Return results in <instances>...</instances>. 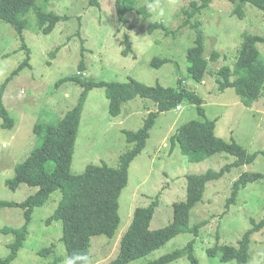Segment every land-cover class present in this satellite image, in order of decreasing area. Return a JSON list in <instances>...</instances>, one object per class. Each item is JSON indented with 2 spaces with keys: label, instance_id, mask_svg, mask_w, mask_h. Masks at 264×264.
I'll return each instance as SVG.
<instances>
[{
  "label": "rangeland",
  "instance_id": "obj_1",
  "mask_svg": "<svg viewBox=\"0 0 264 264\" xmlns=\"http://www.w3.org/2000/svg\"><path fill=\"white\" fill-rule=\"evenodd\" d=\"M200 0H139L137 9L144 13L129 12L126 22L118 20L116 0H99L90 6V0H36L35 7L26 15L28 27L24 30L28 54L16 29L0 20V89L13 71L30 56V66L14 76L6 86L4 105L13 120L11 128L0 118V201L23 202L37 191L22 185L16 192L6 181L15 176V167L28 158L40 144L35 133L36 123L58 124L77 103L84 90L81 84L67 80L78 77L83 81L128 82L135 79L147 86L177 88L178 80L188 91L204 100L206 118L216 120L215 135L226 142L240 144L248 153L256 154L250 165L235 166L219 180L206 185L202 200L191 210L189 223L193 227L207 221L198 236L182 233L162 245L150 255L129 264H146L183 249L196 240L194 254L199 264H237L223 262L207 253L214 246L238 247L244 234L253 227L252 220L264 219V180L248 184L241 189L236 204L227 208L233 183L243 173L264 175V89L258 102L247 107L234 88L221 91L218 70L234 68L245 33L264 38V12L248 4L245 18L233 16L234 6L228 0H213L202 13L192 19L200 28L181 27L182 10ZM36 8L53 11L67 17L61 20L52 33L43 34L36 26ZM161 23L162 28L151 34L149 28ZM181 27V28H180ZM176 31V32H174ZM204 38V55L209 59L213 51L221 58L210 63V73L204 82L197 83L189 75L188 49L194 46L197 34ZM132 49L128 56L126 39ZM264 59V42L257 45ZM154 58H168L170 63L157 69ZM85 68L81 69L80 64ZM158 110L157 104L137 97L122 105L121 114L109 113V100L105 88L90 91L83 108L71 166L73 175L84 173L88 165L118 167L122 154L131 150L124 130L139 131L150 113ZM195 105L184 102L177 109L159 114L147 140L144 151L129 168V182L122 191L119 204L120 227L114 238L105 235L91 238L90 264H110L120 252L123 234L129 228L138 207H148L159 197L151 230L172 223L176 202L187 198V176L200 175L213 169L220 171L238 158L227 153H216L201 163H190L172 138L186 123L201 120ZM61 199L54 193L42 207L35 208L29 234L18 257L11 264H63L68 256L62 223L47 220L53 215ZM25 222L24 210H0V258L10 254L12 234L3 233L5 227L19 228ZM54 245L48 256L39 254ZM251 254L246 264H264V229L251 236ZM170 264H189L186 256Z\"/></svg>",
  "mask_w": 264,
  "mask_h": 264
},
{
  "label": "trees",
  "instance_id": "obj_2",
  "mask_svg": "<svg viewBox=\"0 0 264 264\" xmlns=\"http://www.w3.org/2000/svg\"><path fill=\"white\" fill-rule=\"evenodd\" d=\"M138 1L116 0L118 20L125 23V16L129 12L144 13L137 9ZM228 1L234 6L233 16L240 19L245 18V7L248 4L264 12V0ZM212 2L213 0L191 2L190 8L182 10L184 22L181 27L200 28L201 23H192V19L200 15ZM35 5L36 0H0V20L16 29L22 43L21 49L28 54H30L29 49L24 39V30L28 27L25 17ZM93 5L98 6L99 0H90V6ZM144 15L147 16V13ZM66 18L53 11L36 8V26L43 34L52 33L56 25ZM159 28L165 30L167 35L171 33L170 29L161 23L152 24L149 31L152 34L155 29ZM263 42V37L245 33L234 68L223 66L218 70L220 90L234 88L247 107H252L259 101L264 89V59L257 47L259 43ZM126 44L127 48L122 51L124 56H128L132 51L128 38ZM204 52V38L198 32L194 46L187 52L188 72L197 83L204 82L205 77L210 73V63H215L221 58L217 51H213L209 59L205 57ZM29 61L30 56L13 71L0 89V118L3 119L5 127L11 128L13 125V120L4 105L6 86L14 76L18 75L25 67L30 66ZM170 62L171 59L168 58H154L151 65L159 69ZM80 68L84 69L85 65L81 63ZM67 80L81 84L84 88L78 103L56 125L41 122L35 124L34 130L40 144L31 151L26 160L15 167V176L6 181L7 187L14 192L18 191L22 185L35 187L37 191L23 202L0 201V210L20 208L24 210L25 217V222L21 227L2 229L3 233L12 234L14 240L9 245L10 254L6 258H0V264H11L18 257L19 251L28 237L35 208L44 206L56 192L61 193V199L47 222L61 221L63 227L61 242L66 247L67 255L75 251H82L86 252L90 258L92 237L105 235L114 238L120 227L119 200L122 191L129 182L130 165L146 148L150 131L159 114L173 111L184 102L195 105L202 119L184 124L172 138L173 146L178 144L190 163H201L212 155L223 152L236 156L238 160L225 165L220 171L210 169L204 174L188 175L186 201L173 204V221L164 228L150 229L155 209L159 204V197L148 207L136 208L133 220L122 236L119 255L110 264H129L134 260L146 257L182 233H192L198 236L200 230L208 222L202 221L191 227L190 213L194 206L202 200L207 183L221 179L227 171L235 166L250 165L256 159V154L248 153L236 141L226 142L216 137V120L212 121L206 118L203 107L204 100L195 92L185 89L181 78L178 80L177 88L160 85L147 86L135 79L128 82L106 83L94 80L83 81L73 76ZM95 88H105L106 97L109 100V113L113 117H118L121 114L122 105L125 102L137 97L154 101L158 110L149 114L144 126L139 131L124 130L128 143L134 146L120 156L118 167H110L106 163L91 164L86 167L83 174L73 175L71 166L83 108L90 91ZM262 180H264L263 174L243 173L233 183L232 195L227 201L228 210L236 204L241 189L250 183ZM252 223L253 227L244 234L238 247L217 245L207 250L208 255L213 258L218 257L223 262L236 261L237 264H246L251 254V236L264 229V219L259 223L252 220ZM195 242L196 240H192L185 248L146 264H170L184 256L188 258L189 264H199V260L194 254ZM53 248L54 245L43 249L39 254L42 256L51 255ZM57 263L56 260L55 264Z\"/></svg>",
  "mask_w": 264,
  "mask_h": 264
},
{
  "label": "clouds",
  "instance_id": "obj_3",
  "mask_svg": "<svg viewBox=\"0 0 264 264\" xmlns=\"http://www.w3.org/2000/svg\"><path fill=\"white\" fill-rule=\"evenodd\" d=\"M63 264H90V258L86 252L75 251L64 259Z\"/></svg>",
  "mask_w": 264,
  "mask_h": 264
},
{
  "label": "built area",
  "instance_id": "obj_4",
  "mask_svg": "<svg viewBox=\"0 0 264 264\" xmlns=\"http://www.w3.org/2000/svg\"><path fill=\"white\" fill-rule=\"evenodd\" d=\"M177 110H178V111H181V106H179V107L177 108Z\"/></svg>",
  "mask_w": 264,
  "mask_h": 264
}]
</instances>
